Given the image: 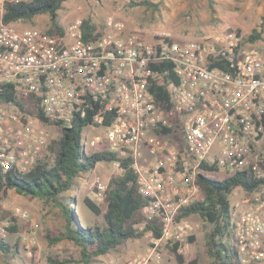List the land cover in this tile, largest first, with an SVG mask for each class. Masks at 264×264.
Segmentation results:
<instances>
[{
	"label": "built area",
	"instance_id": "obj_1",
	"mask_svg": "<svg viewBox=\"0 0 264 264\" xmlns=\"http://www.w3.org/2000/svg\"><path fill=\"white\" fill-rule=\"evenodd\" d=\"M31 1L0 0V89L11 88L25 104L20 109L14 102L0 103V168L24 174L35 167L50 142L40 111L60 127L86 117L99 102L92 127L102 133L88 136L86 145H103L131 160L139 192L149 200L142 214L159 220L161 228L157 238L145 224L136 227L151 245L128 264H160L166 246L184 254L192 224L180 214L205 199L197 183L204 165L264 179V45L245 42L235 30L193 41H149L114 17L93 40L85 39L82 19L63 35L6 21L8 3ZM162 77L170 109L151 91ZM166 130L171 132L163 134ZM112 167L125 172L118 161ZM107 190L98 180L94 200L104 203ZM242 205L235 217L240 263L264 264V186ZM15 214L30 220L23 209ZM31 224L35 232L38 224ZM35 245L32 234L30 256Z\"/></svg>",
	"mask_w": 264,
	"mask_h": 264
},
{
	"label": "trees",
	"instance_id": "obj_2",
	"mask_svg": "<svg viewBox=\"0 0 264 264\" xmlns=\"http://www.w3.org/2000/svg\"><path fill=\"white\" fill-rule=\"evenodd\" d=\"M68 0H33L28 3L7 4L6 21L23 23L36 16L48 14L50 21L44 31L51 35H63L65 29L61 26L58 12ZM131 7H144L155 13L159 5L149 0H131ZM84 37L93 40L103 34L102 30L84 21ZM264 26L255 28L245 42L257 43L264 40ZM157 100L166 109H170L171 97L165 82V77L155 80L151 89ZM14 102L18 108L25 109L24 102L14 95L11 88L0 89V103ZM101 103H93L86 117H77L71 125L57 124L62 129L58 141V153L52 161L48 154L39 157L37 164L27 173H20L17 169L2 170L0 168V201L9 191L29 198L39 199L53 204L63 218L64 227L58 236L47 233V240L52 246L67 241L77 247L78 259H63L58 256L49 257L50 264H102V258L112 253H118L121 247L129 241L144 237V232L136 229L137 225L145 224L146 231L153 229L155 237L161 236L159 220H148L143 214V208L149 203L148 198L142 196L137 185V176L130 168L131 160H122L108 150L87 153L83 146L82 131L94 126V117L101 113ZM39 116L46 125L51 126L43 117ZM171 131H164L167 134ZM120 162L125 172L113 176L108 183L106 193V210L90 198L84 200L86 207L97 217L103 218V225H89L81 220L70 191L76 179L90 174L100 163ZM203 173L197 177L205 199L182 209L180 218L199 216L208 227L205 233L206 254L211 264H241L235 244V216L230 196L237 190L243 189L247 196L264 186V179H256L252 173L238 172L224 180H217L207 174L218 173L215 167L204 165ZM21 226L17 218H11L7 228L9 234L19 233ZM145 231V232H146ZM193 240V238H191ZM34 249L33 261L39 263L37 251ZM180 264L182 255L177 254V246L172 248ZM0 254L4 259L20 258L18 246H12L8 241L0 239Z\"/></svg>",
	"mask_w": 264,
	"mask_h": 264
},
{
	"label": "rangeland",
	"instance_id": "obj_3",
	"mask_svg": "<svg viewBox=\"0 0 264 264\" xmlns=\"http://www.w3.org/2000/svg\"><path fill=\"white\" fill-rule=\"evenodd\" d=\"M131 0H68L58 12L59 21L64 29H67L77 19L90 21L97 30H102L109 17L123 21L130 33H138L149 41H156L168 38L173 41L200 40L215 32L224 30H235L245 40L252 31L264 26V0H149L159 5L155 13L147 11L144 7H131ZM50 21L48 14L36 16L30 21L19 23L18 28H39L45 30ZM264 39V34H263ZM258 47H263L264 40L258 41ZM50 142L44 149L54 160L59 147L58 141L62 135V129L55 125L48 126ZM102 131L95 127H89L82 131L83 145L87 146V153L102 151L103 145L96 149L87 143L88 136H97ZM123 174L112 167L109 163H100L90 174L83 175L76 179L75 185L70 191L74 199L75 208L84 223L89 225H103V218L95 216L84 204L86 198L96 202L103 211L106 210V202L99 203L94 200V192L98 180L108 184L115 175ZM208 177L224 180L230 177L225 171L207 174ZM247 198L243 189H237L231 196L232 206L241 204L233 209L235 217H238L243 209L242 201ZM20 208L27 211L30 220L19 218L15 209ZM17 218L21 230L16 234H9L4 238L2 234L10 226L11 218ZM37 223L38 228L32 227L31 222ZM192 224L191 236L184 246L182 264H211L206 254L205 233L208 230L207 224L199 217L189 218ZM138 226V225H137ZM136 226V227H137ZM64 227L63 218L53 204H48L39 199H29L9 191L0 201V239L8 241L12 246L20 249V258L4 259L0 254V264H35L33 254H28V241L32 234H35V249L38 254V264H50L49 257L58 256L63 259H78L79 251L72 243L64 241L52 246L47 240V233L58 236ZM137 229V228H136ZM193 238V240H191ZM151 245L150 238L144 235L142 239L129 241L121 247L120 252L112 253L102 258V264H128L142 255ZM164 259L160 264H180L176 254L169 246L162 247ZM77 264V263H72Z\"/></svg>",
	"mask_w": 264,
	"mask_h": 264
},
{
	"label": "crops",
	"instance_id": "obj_4",
	"mask_svg": "<svg viewBox=\"0 0 264 264\" xmlns=\"http://www.w3.org/2000/svg\"><path fill=\"white\" fill-rule=\"evenodd\" d=\"M61 24V23H60ZM62 25V24H61Z\"/></svg>",
	"mask_w": 264,
	"mask_h": 264
}]
</instances>
